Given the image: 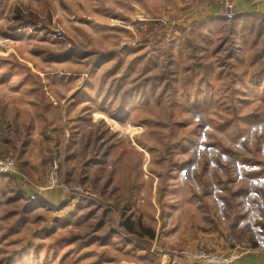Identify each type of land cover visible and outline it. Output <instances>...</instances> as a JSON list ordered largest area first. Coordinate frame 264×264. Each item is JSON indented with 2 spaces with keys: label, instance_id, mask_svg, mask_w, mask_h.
<instances>
[{
  "label": "rangeland",
  "instance_id": "1",
  "mask_svg": "<svg viewBox=\"0 0 264 264\" xmlns=\"http://www.w3.org/2000/svg\"><path fill=\"white\" fill-rule=\"evenodd\" d=\"M178 1L0 0V156L17 170L0 175V264H120L131 255L130 234L116 236L123 225L147 249L158 236L154 258L197 248L185 244L200 229L254 250L264 234V17L210 23L180 50ZM67 93L79 96L67 112L87 102L85 123L51 105ZM46 135L48 164L31 173L33 157L15 145L30 137L35 151ZM69 161L87 177L71 179ZM54 162L86 198L63 192L65 204L26 212Z\"/></svg>",
  "mask_w": 264,
  "mask_h": 264
},
{
  "label": "crops",
  "instance_id": "2",
  "mask_svg": "<svg viewBox=\"0 0 264 264\" xmlns=\"http://www.w3.org/2000/svg\"><path fill=\"white\" fill-rule=\"evenodd\" d=\"M222 1L224 0H179L178 1L176 8L177 10L179 8V11L183 13L182 14L183 22L181 26L179 24L181 35H179L176 39V42H177L176 44L178 45L180 50L184 49L185 42H188L191 40L195 42V40H199L197 37H194L196 30L198 28L199 29L206 28L208 27V25H210V23H217L219 25L221 21H223L225 23L227 22L230 24L233 22L235 24L237 21L243 20V19L252 20L254 16H258V15L264 17V0H231L234 4L233 9L235 13V17L233 19H226L224 15L222 14V10H221ZM211 20H214V21L211 22ZM217 20H220V21H217ZM74 91L80 94L81 92H85L86 88L83 85L80 88L75 89ZM68 93H70V90L68 91ZM68 93L67 95H63V97L61 98V101L64 99V101L62 102L56 101L54 98H51L50 100L51 105L53 104L55 105L54 107L60 108V113L61 111L63 112L61 113V116H62L61 118L63 119V121L66 122V120L72 121L75 119V120H79V122L80 121L82 122L84 120V123H85V120L89 119L87 115V112H88L87 106H86L87 102L85 101L84 104H80V106H77V107H80V112H78L79 115H76L72 112H67V110L70 108L71 105H74L75 103L79 102V100H77L79 96L76 98V100L72 102L66 101L67 98H70ZM82 105H84L85 108ZM81 111H82V114H80ZM45 117L49 118V114L45 115ZM38 131L39 129L35 127V130H33V133H37ZM71 133L72 135L75 134L74 131H71ZM29 140H30V137H28L27 139L24 138L23 140H20V139L18 140V145H15L18 150V155L24 157L26 154V156L30 158L32 156L33 157L32 161L31 163L29 162L31 164L29 165L30 166L29 170L31 173L38 172L37 174H41L43 172L42 171L43 167H45L48 164L47 162L49 161L47 160V153H48L47 149L52 148L51 143H50L51 137L46 135L44 139L42 140V142L44 141V148L42 147L41 142L38 141L39 148L38 150L36 149L35 151H33L34 149L31 146H29V143H30ZM10 141H14V140L9 139V142ZM74 143H75V148H77L76 144L77 143L79 144V142L75 141L74 135H73V138L71 137V143H70V147L73 146V149H74ZM73 154H74L73 150L70 149L69 157H72ZM76 164L74 163L72 166L71 161L68 162V173H71L74 176V178H71V179L77 182L79 178H82L80 173L83 171L82 170L83 164H79L77 166L79 169L81 168V170H79L81 172L75 169ZM83 172H84L83 178L87 177L86 174H88V171H83ZM21 189H22V193H27L28 195L29 193H31L30 191H27L26 189L22 187ZM37 196L38 197L36 198V200L38 201L39 207L40 205L43 206V204H48V203L53 204V205L55 204L61 205L63 203L65 204L66 201H68L66 200V195L63 193L61 189H49V190L40 192L39 195L37 194ZM81 200L83 201V199ZM81 200L76 199L73 201L77 203L78 201H81ZM120 218L121 216H119V218L117 217L116 219L119 220ZM203 230L204 229L197 230L193 238L187 239V242L185 245L188 244V246L196 247V246H199L200 244H203V245L206 244L208 246L217 248L223 243L224 234H220V231H203ZM129 234H130V236H128V238L130 239L129 244L131 245L133 244L134 247L132 249V248H129L130 247L129 244L125 245V247H128V250H130V253H131L130 258H129L130 260H122L121 262H119L120 264H135L134 261L132 260L136 261L138 258L141 259L147 255L150 257L149 258L150 263H156L160 260L159 256L158 258L157 257L154 258L152 256L153 253L151 252V248L156 246V245L153 246L154 242L152 243V241L157 239L158 236L152 235V237L154 238H151L149 240V243L152 244V247L147 249L148 247L146 245L140 244L141 245L140 246L138 242L136 241V239H133L134 237L133 231H128L123 228V229H120L116 233V236H121L123 239H127V235ZM158 243L161 244V242H158ZM253 245H254V250L250 253L244 254L240 259V262H239L240 264H264V234H261L260 230L258 232L257 239L253 242Z\"/></svg>",
  "mask_w": 264,
  "mask_h": 264
},
{
  "label": "built area",
  "instance_id": "3",
  "mask_svg": "<svg viewBox=\"0 0 264 264\" xmlns=\"http://www.w3.org/2000/svg\"><path fill=\"white\" fill-rule=\"evenodd\" d=\"M234 4L231 0L221 2L222 14L226 19L235 17ZM137 27V26H136ZM122 46L127 47L128 42L122 41ZM50 173H48L43 186H39L40 191L48 189H61L68 196L75 200L86 197V190L83 184L72 185L66 182L58 171L57 163H53ZM17 173L15 161L10 157L0 156V175ZM31 199H36L34 195ZM220 249L210 250L204 245L197 248H178L174 251L161 252V260L155 264H240L239 258L242 252L249 253L250 247L246 241H237L233 237H224Z\"/></svg>",
  "mask_w": 264,
  "mask_h": 264
},
{
  "label": "trees",
  "instance_id": "4",
  "mask_svg": "<svg viewBox=\"0 0 264 264\" xmlns=\"http://www.w3.org/2000/svg\"><path fill=\"white\" fill-rule=\"evenodd\" d=\"M16 17H18V19H23V16L20 18V14H18ZM24 23L29 24L30 22L24 21ZM23 25H24V24H23ZM16 27H17V26H16ZM72 51H73V50H70V52H72ZM2 175H5V174H2ZM6 175H9V174H6ZM5 177H7V176H5ZM8 177H9V176H8ZM12 191H14V190L12 189ZM22 194H23V193H22ZM23 196H25V195H23ZM23 196L16 197V198H17V199H20V198H22ZM25 197H26V196H25ZM22 199H23V198H22ZM32 201H33V200H32ZM34 202H35V205H34V206L31 205L28 209H25L26 212L33 210L34 207H39L38 201L35 200ZM32 203H33V202H32ZM123 226H124V228L127 229L128 231H133L132 228H127L125 225H123Z\"/></svg>",
  "mask_w": 264,
  "mask_h": 264
}]
</instances>
